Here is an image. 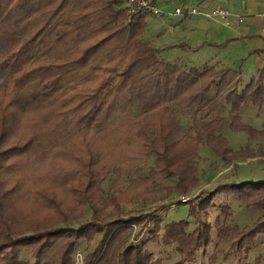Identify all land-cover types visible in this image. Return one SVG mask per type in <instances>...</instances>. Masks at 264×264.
I'll list each match as a JSON object with an SVG mask.
<instances>
[{
    "label": "rangeland",
    "instance_id": "374dc122",
    "mask_svg": "<svg viewBox=\"0 0 264 264\" xmlns=\"http://www.w3.org/2000/svg\"><path fill=\"white\" fill-rule=\"evenodd\" d=\"M142 31L138 35L135 31L126 43L129 32L124 38L111 36L93 56V64L111 67L131 58L137 44L150 43L142 39ZM120 42L126 45L122 52L115 48ZM109 50L116 56L107 64ZM160 50L161 59L189 72L191 67L181 55L167 58ZM232 73L223 75L224 80ZM97 80L74 81L67 110L78 102L77 111L61 118L47 111L31 112L26 106L7 109L6 103L16 99L17 92L1 95L0 134L4 139L0 148L27 131L39 133L32 158L18 153L0 158V193L14 188L13 194L2 199L14 228H28L36 221L43 227L74 228L91 219L143 217L126 229L131 232L127 241L141 245L143 253H150L160 264H264V191L260 193L264 186V108L255 110L258 106L248 102L231 111L224 89L214 96L211 111L207 107L196 111L195 106L184 110L171 102L135 119L132 115L138 110L125 108L119 96L120 107L116 103L112 112L88 124L83 117L92 105L90 96ZM238 83L236 77L227 90ZM24 92L21 88L18 94ZM209 92L214 95L216 88L211 86ZM163 162L171 164L173 175L158 172ZM246 180L254 185H244L232 194L230 185L222 186ZM211 197L212 205L208 204ZM191 206L193 215L188 214ZM178 220L186 222L185 231L198 243L187 258L167 234V225ZM245 232L248 237L235 243ZM188 234L180 242L187 249L194 245ZM100 237L101 233H90L79 239L71 253L72 264H77V253L84 264Z\"/></svg>",
    "mask_w": 264,
    "mask_h": 264
},
{
    "label": "trees",
    "instance_id": "16d2710c",
    "mask_svg": "<svg viewBox=\"0 0 264 264\" xmlns=\"http://www.w3.org/2000/svg\"><path fill=\"white\" fill-rule=\"evenodd\" d=\"M137 17L131 19L121 8L119 0H0V97L17 92L16 99L6 103L7 109L26 106L31 112L47 111L59 118L70 115L71 111L75 114L78 102L75 107L72 105L70 112L67 110L71 103L70 97L67 98L69 90L75 88L76 79L81 84L86 77L95 80L98 77L96 90L90 96L92 105L83 117L88 124L112 112L119 103V96L125 102L122 104L125 108L138 110L137 115H132L135 119L142 114L148 115L153 109L168 107L171 102L184 110L195 106L196 111L206 107L211 111L214 96L224 89L226 95L223 97L231 105V111H237L248 102L259 107L264 105L262 79L251 80L241 93L237 86L227 90L236 78L232 73L224 80L230 70L203 66L201 69L191 67L188 72L177 63L161 59L157 55V48L147 42L143 44L144 41L134 47L135 54L130 55L131 58L116 65L108 67L102 62L93 64V56L111 36L119 34L124 38L129 32L124 39L126 43L136 35L135 31L138 35L143 30L142 19ZM101 32L106 35L100 36ZM122 43L115 47H119L120 52L126 46ZM110 51L107 64L116 56L113 50ZM206 75L208 78H204ZM212 76L215 79L211 80ZM211 86L216 88L214 95L209 92ZM21 88L25 92L20 95L18 92ZM28 132L0 148V158L5 153L25 154L32 158V149L36 146L34 143L39 133ZM3 139L1 133L0 145ZM170 165L163 162L158 172L173 175L175 171L170 169ZM226 185H230L232 194L244 185H254V182H227L222 186ZM262 191L264 186L260 193ZM1 192L0 264H72L74 244L90 233H101V237L95 248L85 256L84 264H160L150 253H143L141 245L127 241L131 232L126 229H130L132 222L139 223L143 217L104 222L91 219L74 228L66 225L43 227L36 221L32 226H26L28 228L20 229L17 226L15 229L16 225L6 218L2 202V199L14 193V188L1 189ZM209 194L211 196L210 191ZM212 197L208 203L210 205ZM257 201L261 202V199ZM187 203L191 205V201ZM193 212L195 209L191 206L188 214L193 215ZM185 224V221L178 220L166 228L168 238L176 241L180 252L187 258L198 243L193 240L192 233L185 231ZM27 229L32 231L26 233ZM185 233L192 237L194 244L188 249L180 244ZM245 237H248L246 232L234 242H242Z\"/></svg>",
    "mask_w": 264,
    "mask_h": 264
},
{
    "label": "crops",
    "instance_id": "0c3cea01",
    "mask_svg": "<svg viewBox=\"0 0 264 264\" xmlns=\"http://www.w3.org/2000/svg\"><path fill=\"white\" fill-rule=\"evenodd\" d=\"M157 4L164 12L161 16L136 17L143 22L142 39L167 58L181 55L190 67L234 71L238 89L251 80H264V0H157ZM174 5L206 10L221 6L229 10V22L225 25L200 14L168 13Z\"/></svg>",
    "mask_w": 264,
    "mask_h": 264
},
{
    "label": "built area",
    "instance_id": "2783aa9c",
    "mask_svg": "<svg viewBox=\"0 0 264 264\" xmlns=\"http://www.w3.org/2000/svg\"><path fill=\"white\" fill-rule=\"evenodd\" d=\"M120 6L123 11L129 17H136L139 14H148L150 16H161L164 12L157 4V0H119ZM173 15H182L185 13H190L193 15L200 14L207 19H213L222 24H227L229 22L230 12L228 9H224L221 6L211 7V9H201L197 6L184 7L179 5H174L170 12ZM75 260L77 264H82L81 255L77 253Z\"/></svg>",
    "mask_w": 264,
    "mask_h": 264
}]
</instances>
